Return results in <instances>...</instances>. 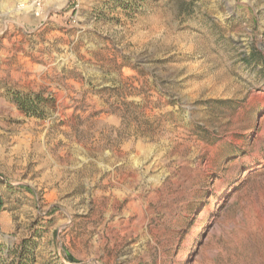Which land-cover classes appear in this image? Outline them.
Here are the masks:
<instances>
[{
  "label": "rangeland",
  "instance_id": "rangeland-1",
  "mask_svg": "<svg viewBox=\"0 0 264 264\" xmlns=\"http://www.w3.org/2000/svg\"><path fill=\"white\" fill-rule=\"evenodd\" d=\"M24 241L264 264V0H0V264Z\"/></svg>",
  "mask_w": 264,
  "mask_h": 264
},
{
  "label": "trees",
  "instance_id": "trees-1",
  "mask_svg": "<svg viewBox=\"0 0 264 264\" xmlns=\"http://www.w3.org/2000/svg\"><path fill=\"white\" fill-rule=\"evenodd\" d=\"M34 246L32 241H24L17 252L15 264H36ZM2 257V245L0 244V263L2 262Z\"/></svg>",
  "mask_w": 264,
  "mask_h": 264
},
{
  "label": "bare ground",
  "instance_id": "bare-ground-1",
  "mask_svg": "<svg viewBox=\"0 0 264 264\" xmlns=\"http://www.w3.org/2000/svg\"><path fill=\"white\" fill-rule=\"evenodd\" d=\"M22 1V0H21ZM24 3H26V0H24Z\"/></svg>",
  "mask_w": 264,
  "mask_h": 264
}]
</instances>
